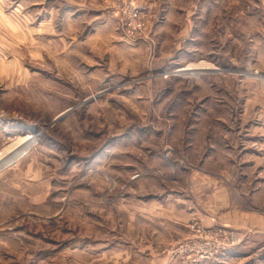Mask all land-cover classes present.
Here are the masks:
<instances>
[{
  "label": "rangeland",
  "instance_id": "obj_1",
  "mask_svg": "<svg viewBox=\"0 0 264 264\" xmlns=\"http://www.w3.org/2000/svg\"><path fill=\"white\" fill-rule=\"evenodd\" d=\"M31 1L0 0L2 25H35L24 18L37 12ZM174 18L137 43L116 24L109 51L89 49L88 28L75 45L56 31L30 53L2 30L0 70H13L6 60L16 52L14 72L32 78L19 91L0 79V121L9 123L0 154L32 143L0 167V264H133L136 233L144 247L158 233L152 217L165 218L156 200L181 189L197 204L198 190L208 199L223 185L264 211V0H190L185 23ZM193 225L207 229L191 218L189 235ZM236 235L234 248L200 264H264V238Z\"/></svg>",
  "mask_w": 264,
  "mask_h": 264
},
{
  "label": "crops",
  "instance_id": "obj_2",
  "mask_svg": "<svg viewBox=\"0 0 264 264\" xmlns=\"http://www.w3.org/2000/svg\"><path fill=\"white\" fill-rule=\"evenodd\" d=\"M24 1L25 0H22V5ZM47 2L51 5V8L45 7V3ZM129 4L146 7L149 19L148 30L150 32V38H152L154 32H162L163 30L168 32L169 27L171 28V25H169L171 22L174 21L173 24L179 22L178 19H173V17L178 16L181 21L183 20V23H185L184 16L189 18L190 13V0H33L27 7L28 9L37 8V12L31 13L28 11L25 14L27 16L24 15V18H26L27 22H30L33 16L37 20L35 25H30V23L23 24L22 26L14 25V23L2 25V14L0 11V47L4 46L6 41V37L1 36L3 33L2 30L4 29L11 34L12 42L16 39L18 44H23L22 47L28 50L26 51L27 53H30L29 50L33 45L40 46L50 40L55 41L56 37L54 33L56 31L59 32V36H57L59 43L68 41L70 46L75 45L79 41V39H77V33L80 32L82 28H88L91 36L89 35V39L86 38L85 44L89 45V49L93 50L94 48H100L109 51L110 48L118 46L117 44L119 41L117 40L118 33L116 32V24L118 25L119 23L122 10ZM34 13L36 14L34 15ZM78 15H80V17ZM84 15L85 18L83 17ZM62 16L64 17L63 19ZM160 17H164L165 22L159 25L158 20ZM52 20H54V23H52ZM55 21H58L57 26H55ZM63 21H66V23L64 22L63 24ZM62 25L69 27V34L64 35V39L60 36L61 31H63L62 28H58L62 27ZM180 31L182 35L188 33L189 27H184L182 25L179 32ZM148 40L150 39L146 41ZM10 48L14 50V46ZM13 53L12 56L6 60L13 70L10 72H3L0 70V79L6 78L12 80L14 82L12 83L13 90L19 91L20 86L26 87L32 77L23 69H21V71L18 69L14 72V67L16 68V65H19L22 61L19 59V56L15 55L18 53L15 52L14 55ZM41 53L42 52L37 49V58L39 62L42 57ZM2 59L3 58L0 57L1 61H3ZM7 127L9 128V123L0 121V143L7 135ZM5 166L1 168H5ZM212 186L215 187V190H213V192L210 191L214 193L210 194L211 198L209 197L207 199L205 194L202 196V193L206 190L202 192L200 190L197 191V204L193 199L187 198L184 189H181L182 194L174 196L171 193H167L163 200H156V206L160 208L164 206L168 211L166 210V213L163 212L165 214V218L163 219L162 213H157L155 219L152 217V222L157 220L156 225L158 233L144 243V247L142 234L136 233L134 237V250L135 252L137 251L136 256L138 258L133 262L130 261L133 264H142V259L144 258L142 256H145L149 258V264H164L163 250L165 247L167 249L187 238L189 235L188 224L191 218L199 219L202 225L207 229L216 227L233 230L242 237V241L250 238V233L252 237L264 238V211L261 213L260 210L255 211L250 210L248 206L244 207L239 200L235 199L234 195L231 198L223 185ZM254 198L255 197L252 195L251 200L254 201ZM194 203L197 206H194L192 210L190 209L191 204ZM201 207L208 209L213 208V210L206 211L204 209L206 212H203L200 210L202 209ZM175 208L178 209L176 212ZM164 226H168L170 229H165L163 235L159 234V231H163L165 228ZM125 257L127 259V253ZM126 259L125 261L123 260V263L130 262ZM144 259L146 260V258ZM119 262L118 264H122Z\"/></svg>",
  "mask_w": 264,
  "mask_h": 264
},
{
  "label": "built area",
  "instance_id": "obj_3",
  "mask_svg": "<svg viewBox=\"0 0 264 264\" xmlns=\"http://www.w3.org/2000/svg\"><path fill=\"white\" fill-rule=\"evenodd\" d=\"M148 20L146 7L127 5L118 23L124 39L130 43L146 41L149 36ZM239 241V237L232 231L193 225L189 237L170 247L167 254L169 260L176 264H200L234 248Z\"/></svg>",
  "mask_w": 264,
  "mask_h": 264
},
{
  "label": "bare ground",
  "instance_id": "obj_4",
  "mask_svg": "<svg viewBox=\"0 0 264 264\" xmlns=\"http://www.w3.org/2000/svg\"><path fill=\"white\" fill-rule=\"evenodd\" d=\"M209 69L205 68L204 70ZM191 69H185L183 71H190ZM197 70V69H194ZM192 71V70H191ZM32 143L31 138H26L19 142L18 144L14 145L12 149H8L5 151V155L0 154V167L4 166L8 162H11L13 158H15L19 154H23L25 150L29 147Z\"/></svg>",
  "mask_w": 264,
  "mask_h": 264
}]
</instances>
